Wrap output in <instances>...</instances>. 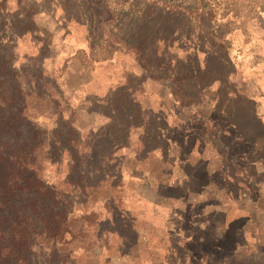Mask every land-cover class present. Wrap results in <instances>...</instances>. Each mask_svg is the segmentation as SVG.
Returning a JSON list of instances; mask_svg holds the SVG:
<instances>
[{
	"label": "rangeland",
	"instance_id": "1",
	"mask_svg": "<svg viewBox=\"0 0 264 264\" xmlns=\"http://www.w3.org/2000/svg\"><path fill=\"white\" fill-rule=\"evenodd\" d=\"M89 2L94 16L84 0H0V42L16 40V66L39 63L56 83L73 125L58 123L60 135L80 139L71 148L117 132L109 177L74 207L88 218L71 261L264 264V0H146L140 13ZM216 25L224 48L209 35ZM26 106L45 110L37 120L52 131L48 98L33 93ZM67 162L48 167L52 180ZM221 164L245 180L233 201Z\"/></svg>",
	"mask_w": 264,
	"mask_h": 264
},
{
	"label": "trees",
	"instance_id": "2",
	"mask_svg": "<svg viewBox=\"0 0 264 264\" xmlns=\"http://www.w3.org/2000/svg\"><path fill=\"white\" fill-rule=\"evenodd\" d=\"M116 1L128 2L139 13L147 8L146 0H98V3L113 5ZM84 3L94 16L89 0ZM211 11L208 14L213 17ZM94 23L91 20V32L98 36ZM217 26L209 35L216 46L224 48L225 39L217 33L220 28ZM43 45L45 48L48 43L44 41ZM16 47L14 39L5 44L0 42V264H75L71 258L83 248L86 234L82 233V222L88 216L74 218V207L84 205L82 199L89 198L90 188L109 177L117 132H107L105 128L99 134L88 132L84 149L74 151L71 147H77L80 139L61 136L59 131L58 123L73 130L70 118H64L58 105L64 100L62 92L54 81L46 78L39 63L30 74L25 73L23 64L16 66ZM22 85L33 89L24 91ZM33 93L42 101L48 98L54 105L50 114L57 122L50 132L37 120L45 110L26 106L27 97ZM216 106L220 107L219 102ZM199 122L201 130L207 133L209 125L205 118ZM156 135L152 138L165 142L161 150L167 153L171 143ZM206 138L201 139L203 143ZM64 155L68 156L67 172L64 177L52 180L47 169L58 164ZM223 168L221 164L226 197L233 201L245 180L241 183L243 178H235ZM245 186L249 187L247 182Z\"/></svg>",
	"mask_w": 264,
	"mask_h": 264
},
{
	"label": "crops",
	"instance_id": "3",
	"mask_svg": "<svg viewBox=\"0 0 264 264\" xmlns=\"http://www.w3.org/2000/svg\"><path fill=\"white\" fill-rule=\"evenodd\" d=\"M198 117V116H197ZM202 120V119H201ZM203 125V124H202ZM162 139H163V137L162 136H160ZM206 137H208V134L207 133H203V135H202V138L201 139H204V138H206ZM208 140V138H206V140L205 141H207Z\"/></svg>",
	"mask_w": 264,
	"mask_h": 264
}]
</instances>
